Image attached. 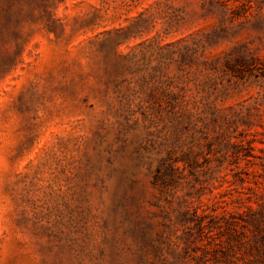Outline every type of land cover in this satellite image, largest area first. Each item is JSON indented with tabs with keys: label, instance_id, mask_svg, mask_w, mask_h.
<instances>
[{
	"label": "rangeland",
	"instance_id": "374dc122",
	"mask_svg": "<svg viewBox=\"0 0 264 264\" xmlns=\"http://www.w3.org/2000/svg\"><path fill=\"white\" fill-rule=\"evenodd\" d=\"M0 264H264V0H0Z\"/></svg>",
	"mask_w": 264,
	"mask_h": 264
}]
</instances>
